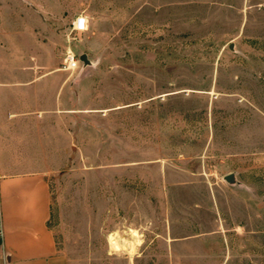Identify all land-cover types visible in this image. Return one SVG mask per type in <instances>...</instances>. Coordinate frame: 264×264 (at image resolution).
Masks as SVG:
<instances>
[{"label": "rangeland", "instance_id": "rangeland-1", "mask_svg": "<svg viewBox=\"0 0 264 264\" xmlns=\"http://www.w3.org/2000/svg\"><path fill=\"white\" fill-rule=\"evenodd\" d=\"M2 12L23 28L0 31V60L26 59L33 32L52 63L36 73L64 78L43 101L58 124L49 224L70 264H129L106 236L122 243L130 227L144 241L133 264H264V0H0ZM68 47L92 62L77 75Z\"/></svg>", "mask_w": 264, "mask_h": 264}, {"label": "crops", "instance_id": "crops-1", "mask_svg": "<svg viewBox=\"0 0 264 264\" xmlns=\"http://www.w3.org/2000/svg\"><path fill=\"white\" fill-rule=\"evenodd\" d=\"M21 14L0 13L1 34L11 35L12 30L23 28L12 21L22 17ZM25 29L31 32L29 26ZM31 33L26 59L0 60V69L18 65L29 68L26 74H9L8 79L0 75V222L4 231L0 264H70L59 251L49 224L52 214L49 134L56 132L58 124H50L49 102L43 101L48 100L50 83L57 84L56 92L64 91L61 85L64 78L36 73V68L52 63L46 54L49 48L35 45L46 41L35 39L36 33Z\"/></svg>", "mask_w": 264, "mask_h": 264}, {"label": "clouds", "instance_id": "clouds-1", "mask_svg": "<svg viewBox=\"0 0 264 264\" xmlns=\"http://www.w3.org/2000/svg\"><path fill=\"white\" fill-rule=\"evenodd\" d=\"M77 21L73 22L74 28H79L80 30L85 29L86 17L80 16L77 18ZM79 68L78 62L74 59V54L69 48L67 50V56L65 60V70L69 71L73 75H77V69ZM150 228L149 225L143 226V231H147ZM127 235L131 239H123V242H118L120 238L119 230L111 231L106 236V241L108 243V253L109 255H127L129 264H133V258L138 255V250L143 244L142 232L139 229L130 227L127 229Z\"/></svg>", "mask_w": 264, "mask_h": 264}, {"label": "built area", "instance_id": "built-area-1", "mask_svg": "<svg viewBox=\"0 0 264 264\" xmlns=\"http://www.w3.org/2000/svg\"><path fill=\"white\" fill-rule=\"evenodd\" d=\"M83 16V15H82ZM80 17V16H79ZM84 17H86V16H84ZM78 18V17H77ZM77 18L75 19V21H77V23H78V20H77ZM73 28H74V26H73ZM88 28H89V22H88V19H87V17H86V25H85V29L84 30H80L79 28H74V30L77 32V33H84V32H86L87 30H88ZM71 49L72 50V52H73V54H74V59L78 62V64H79V68L77 69V71H79V70H81L82 69V67H83V61L81 60V58H80V54L78 53V52H76L72 47H68L67 49H66V51H65V55H64V69H65V60H66V56H67V50L68 49ZM0 217H1V213H0ZM3 235H4V231H3V226H2V223L0 222V241L2 240V238H3Z\"/></svg>", "mask_w": 264, "mask_h": 264}, {"label": "water", "instance_id": "water-1", "mask_svg": "<svg viewBox=\"0 0 264 264\" xmlns=\"http://www.w3.org/2000/svg\"><path fill=\"white\" fill-rule=\"evenodd\" d=\"M231 48H233V46H231ZM80 58L86 65H90L92 63L91 60L88 58V55L86 53L81 54ZM233 178H234V174H232V173L228 174L226 176L227 180H233Z\"/></svg>", "mask_w": 264, "mask_h": 264}]
</instances>
